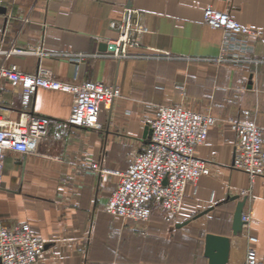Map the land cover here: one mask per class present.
Masks as SVG:
<instances>
[{
  "label": "crops",
  "instance_id": "0c3cea01",
  "mask_svg": "<svg viewBox=\"0 0 264 264\" xmlns=\"http://www.w3.org/2000/svg\"><path fill=\"white\" fill-rule=\"evenodd\" d=\"M126 6L143 14L142 47L161 54L121 61L93 56L117 37L109 23ZM208 7L257 36L225 38L203 23ZM80 53L86 56L71 59ZM0 64L120 91L109 108L101 107L98 129L67 123L70 93L38 88L33 95L31 109L49 119L47 132L36 153L5 152L0 225L26 227L45 241L35 264H208V233L230 239L227 264H242L248 247L264 262V173L251 181L232 168L236 137L227 123L243 118L264 129V0H0ZM0 98L2 116L16 119L19 89L0 80ZM161 104L216 117L195 149L209 174L186 186L175 216L154 208L149 221L122 220L104 210L118 177L89 164L125 169L148 143L144 121ZM243 199L248 230L233 235Z\"/></svg>",
  "mask_w": 264,
  "mask_h": 264
},
{
  "label": "built area",
  "instance_id": "2783aa9c",
  "mask_svg": "<svg viewBox=\"0 0 264 264\" xmlns=\"http://www.w3.org/2000/svg\"><path fill=\"white\" fill-rule=\"evenodd\" d=\"M203 23L223 31L225 38L238 41L251 40L257 33L232 21L228 14L206 8ZM117 32L115 39L106 41V49L93 56L121 61L142 55H160L151 48H143L142 36L148 32L143 14L132 7L123 8L121 15L110 21ZM14 51H22L15 49ZM86 54L71 57L79 61ZM241 62V60L221 59ZM0 80L12 83L19 89L20 107L16 119L2 116L0 98V188L1 170L5 152L8 150L33 154L45 137L49 119L33 113L31 102L38 88L67 92L72 95L71 111L67 123L71 126L98 129L101 107L109 108L120 96L116 85H104L98 81L72 83L55 79L45 69L24 73L15 65L0 64ZM152 117L144 123L150 130L148 143L136 153L125 169L109 171L90 163V169L100 174H112L118 181L108 197L104 210L122 220L149 221L152 210L160 208L170 217L182 207L188 184L209 174L206 160L197 157L195 149L202 145L209 129L217 119L210 112H199L181 105H155ZM228 125L235 133L231 166L246 173L252 181L264 173V129L254 121L230 118ZM248 215H241L242 229L248 230ZM249 243L256 238L247 235ZM45 241L22 226L0 225V264H35L42 254ZM242 264H264L257 259L252 247H248Z\"/></svg>",
  "mask_w": 264,
  "mask_h": 264
},
{
  "label": "water",
  "instance_id": "95a60500",
  "mask_svg": "<svg viewBox=\"0 0 264 264\" xmlns=\"http://www.w3.org/2000/svg\"><path fill=\"white\" fill-rule=\"evenodd\" d=\"M146 134L149 138L150 130L146 127ZM244 205V199L240 200L233 214L232 219V233L238 235L242 230V209ZM230 239L225 236L206 234L204 239V256L208 260V264H227L229 255Z\"/></svg>",
  "mask_w": 264,
  "mask_h": 264
},
{
  "label": "rangeland",
  "instance_id": "374dc122",
  "mask_svg": "<svg viewBox=\"0 0 264 264\" xmlns=\"http://www.w3.org/2000/svg\"><path fill=\"white\" fill-rule=\"evenodd\" d=\"M155 209H157V211L158 212H160V213H164V214H166L163 210H161L160 208H155ZM167 216H168V218H171V217H169V215L168 214H166Z\"/></svg>",
  "mask_w": 264,
  "mask_h": 264
}]
</instances>
